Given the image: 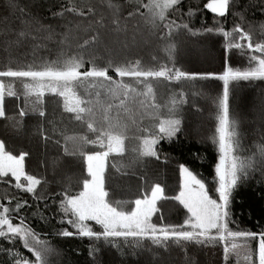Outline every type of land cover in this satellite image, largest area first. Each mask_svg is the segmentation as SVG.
Returning <instances> with one entry per match:
<instances>
[{
    "label": "snow or ice",
    "instance_id": "1",
    "mask_svg": "<svg viewBox=\"0 0 264 264\" xmlns=\"http://www.w3.org/2000/svg\"><path fill=\"white\" fill-rule=\"evenodd\" d=\"M182 4L183 0H135L131 6L124 8L113 5L109 0L111 14L107 18L98 14L91 5H72L53 13L52 18L72 14L74 20L83 23L74 25L72 21H66L63 25L53 26L29 17L21 19L18 28H9L5 24L3 35H0V51L9 58L21 50L25 52L22 59L16 56L17 62L23 66H7L5 70H0V78H25L29 81L24 84L25 98L35 96L32 111L40 118L38 134L45 147L50 141L53 147H62L63 154L74 158L79 164L80 174L74 186L46 197L44 192L38 191L39 186L46 182L26 171V158L30 152L14 154L7 148L5 140L0 139V181L31 194L37 201L58 196V209L62 214L59 223H67L75 230H57L56 235L61 238L78 236L103 240L112 247H116L114 242L122 240L133 248V254H136L135 249L152 245L155 246L153 251L161 258L173 245L181 249L189 245L222 246L224 264H231L230 257L241 252L246 264H264V230L257 232L231 227L234 223L232 204L241 185L252 186L255 182L258 199L264 202V143L256 144L254 150L246 149L239 131L241 117L231 110L232 85L241 81L264 82V24L260 25L258 36L246 30L240 22H234L229 31L221 25V20L226 19L230 11L240 20L245 19L243 12L238 10L237 0H207L203 8L213 14L214 25L195 30L189 23L169 19ZM6 7L21 18L25 16V9L16 0H7ZM125 11L127 16L124 15ZM188 15H193L191 10ZM140 19L151 24V35L160 40L172 41L179 35L199 37L215 33L221 36L225 53L223 70L199 72L175 67L181 49L179 44L172 42L166 46L172 67L162 65L159 70L145 69L141 67L139 59L131 58L116 62L112 58L116 46L121 53L127 54L140 44ZM49 44L54 48H50ZM101 47L109 57L104 65L97 63L101 59L98 55ZM29 48L30 53L27 51ZM41 49L47 50L49 55L39 56ZM233 49L246 57L247 66L243 69L234 68L230 63L229 53ZM110 71L119 79H114ZM125 77L143 85V90L125 82ZM160 78L169 82H222V93L213 100L215 128L210 140L217 155L212 167V179L206 181L199 173L181 163L178 166V191L175 195L166 196L160 183L152 184L149 190L146 178L141 176L145 183L139 195L134 199L114 200L109 191L110 157L124 156L125 141L133 126L136 139L140 141L133 164L147 165L151 158L159 161L158 145L161 141L178 138L183 131L182 118H177L179 114L175 107L185 102L183 93L178 101L173 100L174 107L168 118L160 119L156 115L158 106L151 81ZM84 84L91 90L81 95L78 89ZM7 95L17 96L11 88L7 89ZM46 95L58 98L57 105L62 108L61 120L66 118L69 122L83 124L87 132L64 135L62 145L58 139H53V135L48 134L46 124L53 125L54 134L56 122L49 119L45 107ZM4 100L5 84L0 81V118H6ZM19 115L23 118L29 113L21 109ZM138 117L158 120V123L145 127L138 123ZM260 124L261 132H264V107L260 112ZM13 199L9 198L7 206L0 202V239L13 246L19 240L30 255H21L19 250L13 252L12 247L4 248L0 255L9 259L0 261V264H52L50 257L56 254V249L48 240L41 239L40 233L28 226L24 217L19 218V223L13 222L14 213L27 205V201L23 204L17 201L13 208ZM161 201H174L183 209L181 223H164L163 216L160 223L154 222L153 217L160 212ZM89 222L99 226L100 231L94 230ZM89 255L94 256L95 252L90 251ZM155 264H160V261L156 260Z\"/></svg>",
    "mask_w": 264,
    "mask_h": 264
},
{
    "label": "trees",
    "instance_id": "2",
    "mask_svg": "<svg viewBox=\"0 0 264 264\" xmlns=\"http://www.w3.org/2000/svg\"><path fill=\"white\" fill-rule=\"evenodd\" d=\"M18 5L25 9V16L21 18L18 14L11 12L6 7L7 0H0V35H3L4 26L7 24L9 28H18L21 19L35 17L43 24H51L56 26L63 25L66 21L83 23L74 20L72 14L53 19V13L60 12L65 6L78 5L84 7L91 5L98 14H102L107 18L111 14V10L99 1L84 2L82 0H16ZM119 5L128 8L130 4L118 0ZM207 0H183L180 9L176 11L169 19H175L177 23H189L195 30H202L204 27H212L214 25L213 14L203 8V4ZM238 10L243 12L245 19L240 20L239 16L234 15L230 11L226 19L221 20V25L227 30H231L234 22L244 24L248 31H253L254 36L260 35V25L264 24V0H237ZM134 10V9H133ZM191 10L193 15L189 16ZM127 16V11L124 12ZM100 18L99 15L96 17ZM219 19V18H216ZM140 35L142 40L140 44L132 48L127 54L121 53L119 47L116 46V53L112 57L116 62L125 59H139L142 68H153L159 70L162 65L172 67L169 62L166 46L169 42L177 43L180 46L181 53L176 60L175 67L185 71H214L221 72L223 70L224 57V41L221 36L213 34L203 35L199 37H189L187 35L176 36L174 40H160L151 35L153 31L151 24L140 19ZM175 32V29L173 30ZM166 33L167 30L164 29ZM84 33L81 32V36ZM111 45L110 38L108 39ZM50 48L54 45L49 44ZM30 53V48L27 50ZM25 50L17 52L11 58L0 51V70H5L11 65L13 68L22 67L18 63L16 56L23 58ZM54 54V53H53ZM39 56L47 57L49 52L41 49ZM98 55L101 57L97 61L99 65H104L109 58L104 48L99 49ZM230 63L232 66L243 69L246 67V57L239 51L233 49L230 53ZM155 57V59H153ZM30 58V56H29ZM91 66V65H89ZM110 75L115 77L110 71ZM125 82L132 84L135 88L137 84L135 80L129 77L124 78ZM155 93V103L158 106L156 115L161 119V115L170 114L173 109V100H179L181 93L184 96V103L176 105L178 118H182L183 131L178 138L171 141L163 140L158 145L160 160L156 161L151 158L147 165L143 163L133 164L132 162L138 154V147H126L123 157H110L108 172L110 174L109 191L112 199L122 198L123 191L137 194L144 185L146 178L147 186L154 183H160L164 187L165 192L171 193L175 191L178 183V166L181 163L189 166L194 172L199 173L206 181H211L213 173L212 167L215 163V151L201 142L199 139L190 135L187 129L192 119L196 120V116H203L208 95L214 91L217 94L222 93L223 84L221 81H184L169 82L160 78L151 81ZM232 87L231 110L232 113L241 117V133H245L247 139H252L250 143H264L261 132L260 112L264 107V82L255 81L252 83L239 82ZM87 84L79 86L78 91L81 95H85L90 91ZM102 91V90H101ZM35 98V96H34ZM45 107L49 113V119L55 120V133L53 134V125H47L48 134L53 135V139H58L61 145L64 143V135L74 136L87 132L86 126L77 122H69L65 118L61 120L60 114L62 108L58 107V98L51 96L45 97ZM25 104L24 97L20 93L15 97H9L5 91L4 107L6 118H0V139L5 140L6 146L14 154L20 151L30 152V156L26 158V171L28 174L35 175L46 183L39 186L38 191L44 192L46 197H51L63 191L64 188L75 185V179L80 174L79 164L74 158L67 157L63 154V149L53 147L50 141L48 147H45L42 137L38 134V124L40 118L33 114L31 108H23ZM29 113L26 117H20L21 109ZM33 108V107H32ZM67 114H65V117ZM145 119L138 117V123L145 126ZM18 122V123H17ZM149 122H158L151 120ZM15 125V126H14ZM145 127H151L150 124ZM132 129H135L133 126ZM253 135V136H252ZM255 144V145H256ZM254 145V146H255ZM253 146V147H254ZM132 151H137L133 152ZM131 153V154H130ZM198 154V155H197ZM120 184V190L114 184ZM259 179V178H257ZM173 185L175 188L168 191ZM75 190V188H73ZM253 193H256L253 195ZM169 196V195H168ZM259 193L256 192L255 182L252 186L247 184L241 185L234 196L232 204V217L234 223L231 227L243 230L261 231L264 230V202L259 201ZM10 197H14L11 206L15 208L16 202L21 204L27 201V205L21 208L13 215V222L19 223V218L24 217L25 223L33 230L41 235V239H46L50 245L56 249L50 259L52 264H155L156 260L160 264H224L222 258V246L216 248L189 245L186 249H181L175 245L171 250L164 254L161 258L153 251L155 246L146 245L142 249H135L124 241H116V247H112L109 243L96 241L95 239L79 238L78 236L61 238L56 235L59 229L67 228L69 231H75L67 223L61 224V213L59 212V197L55 199L35 200L31 194L21 192L9 183L0 181V202L8 205ZM160 212L153 219L154 222L160 223V217L163 216L164 223H181L183 220V209L174 201H161L159 204ZM43 217V218H42ZM47 221V222H46ZM90 226L96 231H100L99 226L94 222H89ZM13 248V252L19 250L21 255L29 256L30 254L22 247V242L17 240L13 246L8 241L0 239V252L4 248ZM90 251H94L95 255L90 256ZM162 251V250H161ZM243 252L239 255L233 254L230 257L231 264H246L242 261ZM9 259L4 255H0V261Z\"/></svg>",
    "mask_w": 264,
    "mask_h": 264
},
{
    "label": "rangeland",
    "instance_id": "3",
    "mask_svg": "<svg viewBox=\"0 0 264 264\" xmlns=\"http://www.w3.org/2000/svg\"><path fill=\"white\" fill-rule=\"evenodd\" d=\"M82 1L90 2V3L95 2V1H99L101 4H104L107 8H108V3H109V0H82ZM121 1L128 2V4H130V6L135 2V0H121ZM110 2L113 5H119V3H120V2H118V0H110ZM144 2H147V0H144ZM140 28L143 29L142 25L140 26ZM0 81H2L5 84V91L6 92H7L8 88H11V90L14 91L17 95L19 93L21 95H23L24 101H25L23 108L28 107V108L33 109L32 107H34V102H35L34 96H28L27 99L25 98L24 84L28 83L29 81H27L25 78H19V79H17V78H0ZM153 81H155V80H153ZM136 88L139 90H143V85H139ZM209 93H211L210 95L207 96L208 97L207 99H209V102H207L205 109L202 110L204 115L199 116V117L196 116V118H195L196 120L192 119L190 121V123L188 124L190 126V128L187 130L190 133V135L194 136L195 138L199 139L201 142L205 143V145L212 148L216 153V149H215L214 145L211 143L210 138L214 135V128H215V105H214L213 100L215 97H218L219 94H217V92L214 93V91L209 92ZM169 115L163 114V115H161V119L168 118ZM156 123H158V122H156ZM148 124L153 126L155 124V122H149V119H145V126ZM239 131L241 133L240 126H239ZM136 135H137V133L135 132V129H132L129 131L128 139L125 141V148L126 147L129 148L130 146H133V148H136V147L139 148L140 147V141L138 139H136ZM241 136H242L243 146L246 149L254 150L253 146L256 143H250V142H252L253 137H251L252 139L249 140L245 136V133H241ZM133 152H137V151H132L131 153H133ZM216 155H217V153H216ZM113 182H114V184H116V187L118 188V190H120V186H117L120 184L116 183L115 179ZM151 185L147 186L149 188V190H150ZM140 186L142 187V184H140ZM174 188H175V186L171 185L169 187L168 191L173 190ZM177 191H178V183H177V186L175 188V191H170L171 193L165 192V195L166 196H168V195L173 196L176 194ZM140 192H141V190H140ZM140 192L134 195V194L124 190L122 192L123 193L122 196H124V197L118 198V199L116 198L115 200L134 199L136 197V195L140 194ZM241 260L245 262L244 254H243V257L241 258Z\"/></svg>",
    "mask_w": 264,
    "mask_h": 264
}]
</instances>
